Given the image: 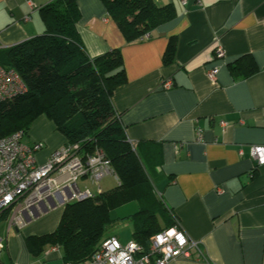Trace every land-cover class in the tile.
I'll return each mask as SVG.
<instances>
[{
	"label": "crops",
	"instance_id": "0c3cea01",
	"mask_svg": "<svg viewBox=\"0 0 264 264\" xmlns=\"http://www.w3.org/2000/svg\"><path fill=\"white\" fill-rule=\"evenodd\" d=\"M51 1L0 0V48L43 34L42 8ZM154 1L172 4L175 16L140 39H125L102 0H78L77 29L91 57L121 48L126 82L113 105L128 140L147 141L145 153L156 155L155 190L201 249L168 264H264V164L251 155L253 145L264 146V0ZM171 40L174 57L166 62ZM168 79L172 86L162 87ZM37 120L26 141L43 143L36 155L43 163L66 140L52 120ZM45 206L20 229L0 224V264H17L8 256L10 241L20 246L17 234L57 227L63 206ZM47 251L48 261L56 254Z\"/></svg>",
	"mask_w": 264,
	"mask_h": 264
},
{
	"label": "trees",
	"instance_id": "16d2710c",
	"mask_svg": "<svg viewBox=\"0 0 264 264\" xmlns=\"http://www.w3.org/2000/svg\"><path fill=\"white\" fill-rule=\"evenodd\" d=\"M102 1L127 41L150 34L175 16L172 4L160 6L154 0ZM42 16L43 34L0 48V63L14 68L27 86L26 93L0 103V138L20 129L27 133L43 115L54 122L65 143H79L82 154L101 150L110 159L118 184L64 205L57 227L27 236V247L38 256L46 246L59 245L64 263L87 264L111 236L107 229L116 221L111 211L136 201L138 209L122 219L132 220L133 240L147 248L152 235L177 225L178 219L155 190L156 155L145 153L147 141L128 140L112 102L115 89L126 82L122 50L88 55L77 29L78 0H52L42 8ZM174 51L171 40L166 62L173 60ZM236 63L233 71L240 68ZM253 70L248 68L246 74Z\"/></svg>",
	"mask_w": 264,
	"mask_h": 264
},
{
	"label": "built area",
	"instance_id": "2783aa9c",
	"mask_svg": "<svg viewBox=\"0 0 264 264\" xmlns=\"http://www.w3.org/2000/svg\"><path fill=\"white\" fill-rule=\"evenodd\" d=\"M217 52L224 54L221 47ZM215 72L211 69L209 76L214 78ZM171 86L170 79L162 83L164 88ZM26 92L27 86L20 74L0 63V103ZM26 134L20 129L0 138V216L9 211L12 227H24L34 214L45 209V205L64 206L71 201L94 196L101 191L99 182L107 175L117 178L110 159L101 150L82 154L79 143H65L46 161L39 163L36 153L42 149L43 143H28L24 140ZM251 155L258 164H264V146L253 145ZM82 179L99 186L95 190L81 186L79 182ZM4 247V239L0 237V253ZM59 250V245H51L46 255L56 254ZM193 251L201 255L198 242L190 239L178 222L152 235L147 248L133 239L123 244L117 236L111 235L87 264H168L177 258H191ZM41 264L52 263L45 261Z\"/></svg>",
	"mask_w": 264,
	"mask_h": 264
},
{
	"label": "rangeland",
	"instance_id": "374dc122",
	"mask_svg": "<svg viewBox=\"0 0 264 264\" xmlns=\"http://www.w3.org/2000/svg\"><path fill=\"white\" fill-rule=\"evenodd\" d=\"M37 123L38 120L32 124L33 132H36L38 129ZM27 138L28 137L26 136L24 140L26 141ZM39 151H37V153ZM99 184L103 190H108L115 187L118 184V182L113 175H107L99 182ZM99 184H95L92 189L95 190L99 186ZM137 209H138V204L136 201H130L122 206L113 209L114 211L113 217L116 219V221L113 222L110 226H108L107 233L109 235H116L122 243L132 240L133 228H134L133 222L130 219H122V218L132 214ZM10 216H11L10 213H6L5 217H3L0 220V224L6 225L10 219ZM18 235L20 238L19 241L20 246H18L13 241L9 242L8 256L10 257L13 263L16 262L17 264H32L34 261L37 260L43 261L44 259H46L45 252L47 251V248H45L40 255L34 256L27 247V244L25 242L26 240L25 236H23L22 233L21 235L23 236V238H21L20 234H17V237ZM61 252L62 250L60 249L59 252L56 253L54 257H51L50 260L48 261L52 264H62L63 260L61 258V254H60ZM45 261L47 260H44V262Z\"/></svg>",
	"mask_w": 264,
	"mask_h": 264
}]
</instances>
